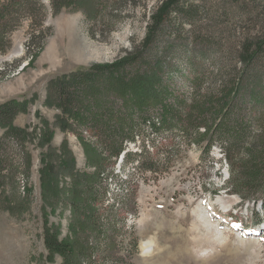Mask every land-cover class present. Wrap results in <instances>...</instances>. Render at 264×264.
<instances>
[{"label": "rangeland", "instance_id": "374dc122", "mask_svg": "<svg viewBox=\"0 0 264 264\" xmlns=\"http://www.w3.org/2000/svg\"><path fill=\"white\" fill-rule=\"evenodd\" d=\"M41 1L48 7V0ZM161 1H127L118 18L104 11L94 25L99 35H90L93 23L85 19L82 8L53 14L48 7L40 43L31 42L27 20L8 32L10 47L0 52V104L7 100L25 104L12 123L26 131L23 155L28 165L0 171V264H61V255L44 246V229L57 233L59 240L76 241L84 235L68 201L79 176L94 170V156L48 102L47 85L63 74L125 56L132 42L143 39L149 12ZM193 3L201 7L194 33L204 42L184 40L196 48V55L181 51L171 60L175 69L170 79L187 93L193 92L198 78L203 92L218 65L241 68L236 59L220 58L214 41L235 51L245 38L264 39V0ZM67 25L76 37L70 44L65 37L56 47ZM183 26L189 28L184 22ZM55 47L57 58L52 57ZM3 131L0 127V136ZM154 141L155 146L145 143L143 159L155 163L156 171L132 172L136 163L124 161L123 154L113 166L114 175L130 179L126 186L132 202L118 215L111 244L105 246L101 240L105 255L113 254L125 264H264L262 199L229 194L225 183L229 169L219 146L214 144L205 153L203 143L186 144L176 131L164 132ZM140 148L139 141L128 143L131 152ZM201 210L207 213V224L199 220ZM87 232L94 241L95 233Z\"/></svg>", "mask_w": 264, "mask_h": 264}, {"label": "trees", "instance_id": "16d2710c", "mask_svg": "<svg viewBox=\"0 0 264 264\" xmlns=\"http://www.w3.org/2000/svg\"><path fill=\"white\" fill-rule=\"evenodd\" d=\"M127 1L134 3L48 0V7L53 14L63 8H82L85 19L93 23L89 33L94 36L100 34L94 25L104 11L118 18ZM193 1L162 0L149 12L143 39L132 42L125 56L63 74L47 85L48 102L60 110L64 125L94 156V170L79 176L68 201L78 230L84 235L69 241L59 240L57 233L47 228L43 232L44 246L61 255V264H125L101 250L111 244L117 217L130 209L132 202L126 186L130 179L114 175L113 166L123 154L124 161L136 163L132 172L156 171L155 163L143 159L145 143L155 146L154 137L164 132L176 131L186 144L203 143L205 153L218 145L229 169L225 182L229 194L261 198L264 210V39L245 38L235 51L214 41L219 57L236 59L241 68L236 69V64L218 65V73L209 74L212 83L203 92L199 84L202 78L195 80L198 84L192 93L179 90L170 79L175 69L171 60L181 51L196 55V48L188 47L184 40L204 42L194 33L201 7ZM48 7L41 0L0 1V52L10 47L8 32L20 20L28 21L31 42L38 39L40 43ZM111 29L109 26L107 31ZM216 76L220 77L219 85ZM24 109L25 104L19 100L0 104V127L4 129L0 136V171L20 164L27 168L28 159L23 155L26 131L12 123L17 112ZM138 141V152L128 150V143ZM87 230L95 233L94 241H90ZM100 242L104 244L100 246ZM136 245L133 239L135 249Z\"/></svg>", "mask_w": 264, "mask_h": 264}, {"label": "bare ground", "instance_id": "6f19581e", "mask_svg": "<svg viewBox=\"0 0 264 264\" xmlns=\"http://www.w3.org/2000/svg\"><path fill=\"white\" fill-rule=\"evenodd\" d=\"M63 31H60L61 34H60V38L58 40V42L56 43V47H57V44L59 43L60 40H63L65 37H67L68 39V43L70 44L76 36H74V33H73V30H72V27L70 25H67L66 27H64L62 29ZM79 40V39H78ZM55 48H53V54H52V57L53 58H57L58 56H60L59 52H57L58 50ZM59 49V48H58ZM80 53V52H79ZM199 208V207H198ZM198 214V217H199V220L202 222V224H207L208 223V219H207V213H205L204 211H200V213H197ZM208 228V227H207ZM215 230V229H214ZM212 233V232H211ZM217 238V236H216ZM149 241V240H148ZM141 246L143 247V249H145L147 247V245L144 244V242H141ZM143 252V251H142Z\"/></svg>", "mask_w": 264, "mask_h": 264}]
</instances>
